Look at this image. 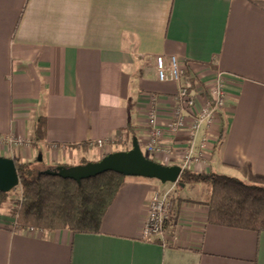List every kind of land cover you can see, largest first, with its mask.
<instances>
[{"label": "crops", "instance_id": "obj_1", "mask_svg": "<svg viewBox=\"0 0 264 264\" xmlns=\"http://www.w3.org/2000/svg\"><path fill=\"white\" fill-rule=\"evenodd\" d=\"M158 56H176L199 93L226 75L221 124L199 133L209 157L193 171L264 186V0H0V137L23 141L0 156L82 165L133 146L132 126L145 156L182 166L186 134L167 136L166 153L146 148L151 116L165 127L179 89L159 80ZM201 184L182 186L192 200H171L176 225L150 239L149 202L167 191L157 179L126 176L98 234L21 231L0 212V264H264V232L209 223Z\"/></svg>", "mask_w": 264, "mask_h": 264}, {"label": "trees", "instance_id": "obj_2", "mask_svg": "<svg viewBox=\"0 0 264 264\" xmlns=\"http://www.w3.org/2000/svg\"><path fill=\"white\" fill-rule=\"evenodd\" d=\"M127 131L131 137H135L132 126ZM45 136V121L41 118L35 125L34 146H38ZM15 163L22 200L16 208L14 227L21 231L69 229L81 234L100 233L103 218L126 177L108 171L78 183L43 173L39 169L41 163L38 159L25 163L15 160ZM200 183L210 187L207 203L209 223L264 232V186L249 184L235 177L186 169L177 184ZM9 195L10 192H0L4 200ZM178 209V203L175 208L171 206L170 225H176Z\"/></svg>", "mask_w": 264, "mask_h": 264}, {"label": "built area", "instance_id": "obj_3", "mask_svg": "<svg viewBox=\"0 0 264 264\" xmlns=\"http://www.w3.org/2000/svg\"><path fill=\"white\" fill-rule=\"evenodd\" d=\"M156 66L159 80L176 82L179 84V89L176 94L173 119L165 127L158 126L155 116H151L149 123L152 130L146 148L149 152L166 153L169 151L168 146L164 144L167 136L186 134L190 145L182 157L183 164L180 167L182 171L185 169L193 171L195 165L206 164L209 157V138L205 137L198 146H195L199 133L203 129H211L221 124V111L227 103L226 75L219 72L215 81L205 89L204 93H199L192 80L184 78L185 71L176 56L170 58L158 56ZM21 143H23L21 139L0 137V144L4 146ZM98 145L102 147L105 142L100 140ZM170 192L171 190L164 193L156 192L152 196L145 222V238L150 239L165 233L171 219Z\"/></svg>", "mask_w": 264, "mask_h": 264}, {"label": "water", "instance_id": "obj_4", "mask_svg": "<svg viewBox=\"0 0 264 264\" xmlns=\"http://www.w3.org/2000/svg\"><path fill=\"white\" fill-rule=\"evenodd\" d=\"M39 161H42L41 155ZM108 171H113L127 177H144L157 179L162 183L176 184L182 174L178 165L166 166L145 156L139 141L133 139L132 149L114 152L96 162H88L77 166L59 165L43 171L49 175L72 179L81 183L82 180L96 177ZM20 185L15 160L0 156V192L9 193Z\"/></svg>", "mask_w": 264, "mask_h": 264}, {"label": "rangeland", "instance_id": "obj_5", "mask_svg": "<svg viewBox=\"0 0 264 264\" xmlns=\"http://www.w3.org/2000/svg\"><path fill=\"white\" fill-rule=\"evenodd\" d=\"M132 149V144L130 141H125V140H121L119 143H117L115 145V147L113 149H110L108 153H105L103 154L102 156H100L99 158H94L95 160L94 161H89V160H83V164H86L89 162H96V161H99L101 160L104 156H106L107 154H111V153H114V152H121V151H128ZM56 166H53V167H45L44 165L40 166L39 169L40 170H48L49 168L50 169H53L55 168ZM165 189L167 191L171 190L170 192V195H169V200H173L175 201L174 203L176 204L177 201L180 202H183V201H186V200H192L190 199L189 197H187L185 195V193L183 192L184 191V188L182 187V185L180 184H170V183H167L165 184ZM197 192H200V196L198 198V202L199 201H207L209 199V187L207 186V184L205 183H202L201 185H198L195 189ZM22 200V189L20 186H18L17 188H15L14 190H12L10 192V195L7 197L6 200H4L2 197H0V212L1 213H5V214H9L11 215V217H15V214H16V208H17V205L20 203V201ZM171 213V212H170ZM170 225V221L168 223V226Z\"/></svg>", "mask_w": 264, "mask_h": 264}]
</instances>
